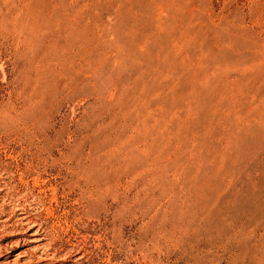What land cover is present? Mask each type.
Segmentation results:
<instances>
[{
	"label": "rangeland",
	"instance_id": "obj_1",
	"mask_svg": "<svg viewBox=\"0 0 264 264\" xmlns=\"http://www.w3.org/2000/svg\"><path fill=\"white\" fill-rule=\"evenodd\" d=\"M0 264H264V0H0Z\"/></svg>",
	"mask_w": 264,
	"mask_h": 264
},
{
	"label": "bare ground",
	"instance_id": "obj_2",
	"mask_svg": "<svg viewBox=\"0 0 264 264\" xmlns=\"http://www.w3.org/2000/svg\"><path fill=\"white\" fill-rule=\"evenodd\" d=\"M22 214V218H21V220L24 222V224H27V223H30L31 224V228L32 227H34V226H38V225H36L34 222H31V220H29L28 218H27V216L24 214V212H22L21 213ZM27 214V213H26ZM29 214V213H28ZM29 216V215H28ZM32 219V218H31ZM20 220V221H21ZM22 225V224H21ZM40 230H38L36 233H34V234H37L38 232H39ZM34 234H31V235H34ZM39 235V234H38ZM54 255H56V254H54ZM50 259V258H49Z\"/></svg>",
	"mask_w": 264,
	"mask_h": 264
}]
</instances>
